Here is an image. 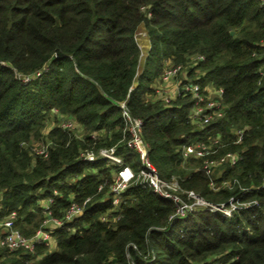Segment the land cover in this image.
I'll use <instances>...</instances> for the list:
<instances>
[{
  "label": "trees",
  "instance_id": "obj_1",
  "mask_svg": "<svg viewBox=\"0 0 264 264\" xmlns=\"http://www.w3.org/2000/svg\"><path fill=\"white\" fill-rule=\"evenodd\" d=\"M141 24L149 47L138 72ZM196 55L203 59L193 61ZM168 61L166 67L188 65L186 78L198 73L190 80L200 86L222 89L221 116L193 123L191 94L164 101L156 82ZM122 101L142 120L148 157L164 177H178L214 204L230 198L256 204L230 216L205 209L178 217L170 201L132 182L112 210L107 184L117 166L85 162L80 153L113 146L137 170ZM58 115L72 117L82 135L62 129ZM214 139L203 157H184L183 145ZM46 142V155L35 153ZM227 152L239 158L213 168L212 189L202 160ZM50 195L51 217L64 219L72 201L82 213L53 230L43 227L51 238L32 251L0 247V264H264L259 0H0V217L15 212V227L32 236ZM106 212L109 219H101Z\"/></svg>",
  "mask_w": 264,
  "mask_h": 264
},
{
  "label": "built area",
  "instance_id": "obj_2",
  "mask_svg": "<svg viewBox=\"0 0 264 264\" xmlns=\"http://www.w3.org/2000/svg\"><path fill=\"white\" fill-rule=\"evenodd\" d=\"M259 2L262 6H264V0H259ZM193 59V61L203 59V56L196 55ZM183 69L184 66L181 64L165 67L161 75V82H165L166 79L176 76ZM38 74L39 72H36L35 76ZM29 79L30 76H25L23 78L24 81H28ZM166 91L167 90H157V93L163 97L166 103H169L170 100L177 95L185 96L191 94L194 101L189 109L188 117L193 123L204 125L222 114V105L220 100V96L222 94L221 88H214L211 85L202 87L198 83H195L185 77L184 81L177 86L176 90H169L170 93H167ZM211 92L214 93L213 96L209 95ZM119 105L121 108V116L125 122L123 130L130 134L131 138L129 144L133 147V149H135L139 157V167L137 170H134L129 164L124 163L123 158L115 153V148L113 146L99 147L96 152L85 150L80 153V159L85 162L102 159L117 166V168L112 169L111 180L108 182L107 179H105V181L98 186V190H100L108 182L107 185L108 192L111 194L112 210H118L121 204L123 192L132 182H139L142 186L148 187L154 194L170 201L174 206V212L172 215L178 217H185L193 211L196 212L205 209L213 212L219 211L224 216H230L233 211L241 207H248L251 204H256L255 200L239 202L235 201L233 198L228 200L227 205L223 203L214 204L206 200L194 190L183 188L178 177H161L148 157V145L145 140H143L141 135V128L143 124L142 120L140 118L133 117L125 107L123 101L120 102ZM56 123L62 129L69 132H71V129L74 128L76 124L72 117L63 115H58ZM236 133L240 136L242 130H237ZM216 141L217 139H214L209 143H187L183 145V155L185 158L190 155L203 157L209 152V150H211V147H213L214 144L211 142ZM48 144L49 142L36 145L34 147L35 153L46 155ZM238 158L239 155L236 152H227L218 159L204 158V160H202L201 168L209 176V185L212 189H217V186H215L213 178L211 177L213 168L225 160H229L231 164L235 163ZM56 192L57 191L54 190V194ZM88 199L89 198H86L82 205H84ZM53 202L54 197L51 195L43 199L42 213L45 216V219L43 221L42 228L37 230L36 234L32 236L23 235L15 227V212H11L6 217H0V247L9 251L17 249L32 251L36 243H47L49 240V230L44 229L43 227L49 226L51 230H53L54 228L60 226L64 219L66 221H70L82 213L81 205L72 201L69 207L64 210V219L51 217L50 206ZM172 215H170V217H172ZM108 217V214L105 213L101 216V219L107 220L109 219ZM113 220H115V218Z\"/></svg>",
  "mask_w": 264,
  "mask_h": 264
},
{
  "label": "rangeland",
  "instance_id": "obj_3",
  "mask_svg": "<svg viewBox=\"0 0 264 264\" xmlns=\"http://www.w3.org/2000/svg\"><path fill=\"white\" fill-rule=\"evenodd\" d=\"M143 29L144 27L142 26V24L141 25H139L138 26V29ZM137 29V30H138ZM144 31H145V34H146V30H145V28L143 29ZM137 33V32H136ZM147 35V34H146ZM135 37H136V34H135ZM139 45V47H140V57H139V61H140V66H139V69H138V72L141 70V68H142V64H143V62H144V58H145V55H146V52H147V50H148V46H149V40L147 39V49H146V51L144 50V52H143V49L141 48V46H140V43L138 44ZM173 62L172 61H168L167 63L165 62V67H166V64H168V65H171ZM169 67V66H168ZM187 69H188V65H185L184 64V69L182 70V71H180L176 76H174V77H172V78H168V79H166V81L165 82H156V87L158 86V90L159 91H161V90H167L166 92L167 93H170V91L169 90H176V88H177V86L178 85H180V83L182 82V81H184V79H185V77H187ZM197 72V71H196ZM197 75H198V73H194V74H191L190 75V77H189V79H194L195 77H197ZM165 95H166V93H165ZM210 96H213L214 95V93H210L209 94ZM71 132L74 134V135H76V136H78V135H82V130L80 131V125L79 124H75V126H74V128H72L71 129ZM217 166H219V165H217ZM214 169H213V173H214ZM159 173V175L161 176V177H163V178H166V177H164L161 173H160V171L158 172ZM109 212H106V214H108ZM50 236V235H49ZM51 237H49V239H50ZM52 245H54V244H52Z\"/></svg>",
  "mask_w": 264,
  "mask_h": 264
},
{
  "label": "bare ground",
  "instance_id": "obj_4",
  "mask_svg": "<svg viewBox=\"0 0 264 264\" xmlns=\"http://www.w3.org/2000/svg\"><path fill=\"white\" fill-rule=\"evenodd\" d=\"M143 29L142 28L141 29L139 28L137 30V33H136V37L135 38H136L137 43L138 44L140 43V46H141V48L143 49V52H144V50L146 51V49H147V39H148V37L145 34V31Z\"/></svg>",
  "mask_w": 264,
  "mask_h": 264
},
{
  "label": "crops",
  "instance_id": "obj_5",
  "mask_svg": "<svg viewBox=\"0 0 264 264\" xmlns=\"http://www.w3.org/2000/svg\"><path fill=\"white\" fill-rule=\"evenodd\" d=\"M149 47V46H148Z\"/></svg>",
  "mask_w": 264,
  "mask_h": 264
},
{
  "label": "water",
  "instance_id": "obj_6",
  "mask_svg": "<svg viewBox=\"0 0 264 264\" xmlns=\"http://www.w3.org/2000/svg\"><path fill=\"white\" fill-rule=\"evenodd\" d=\"M232 33V32H231Z\"/></svg>",
  "mask_w": 264,
  "mask_h": 264
}]
</instances>
